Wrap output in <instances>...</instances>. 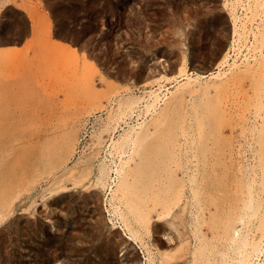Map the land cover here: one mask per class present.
Listing matches in <instances>:
<instances>
[{"label": "bare ground", "instance_id": "1", "mask_svg": "<svg viewBox=\"0 0 264 264\" xmlns=\"http://www.w3.org/2000/svg\"><path fill=\"white\" fill-rule=\"evenodd\" d=\"M71 1L72 0H70V2ZM113 1H111V2H113ZM106 3H108V2H106ZM52 4H55L53 2V0H0V19L6 18V20H7L6 22H3V19H2V23L0 24V29L3 28L4 26H7L6 37L1 36V38H0V223H4L5 221L11 219L12 216L14 215L15 211L18 208L27 211V216H28L27 220L30 222L32 220L30 216L32 214H34V211H35V210H33V205L37 201H36V199L31 198L32 201L30 203L29 201H26V200L28 197H30V195H32L34 193V190H36V189L39 190V192H41L42 199L44 200L43 202H47V200H49L50 198H53L52 199L53 202L54 201L60 202V201L64 200L65 198L68 199L69 195H71V194H76V195L78 194L77 195L79 198L78 201H81L82 203H87V202H89L88 200L90 197H92L94 195L97 196V194H95V193L100 191V188H103V189L109 188V190H111V192H110V197H109L110 199L108 198V200L110 201L109 203L112 207V209L110 211L112 212L113 216L118 218L120 221L122 220L123 223L127 225V228L130 230V236H127L129 240H133L134 238L136 240H138L139 236L143 233H146L149 236H153V238H154L155 234L167 231L168 227L166 228L164 226H166V224L169 225L170 232L167 231L168 233L165 232V234L164 233L163 234L166 236L168 235L167 238H169L170 241L175 240L176 241L174 244L175 246H173V244L171 242L168 243V240L166 242L165 239H163L162 237L156 236L154 238V242L152 245L155 246V249H156L155 251H157V252L155 254L153 252L152 253L149 252L150 254H149L148 258L150 259V261L153 258L150 255L153 254V255L158 257V262H157V260H154L155 257L153 258V260L159 264H186L187 262H189L190 264H264V194L258 192V187L262 188L261 186L264 185V181L258 177L259 172H257V170L263 168V173L260 172V174L262 175L261 178L264 177V48H263L264 47V22H263V19H264V15H263L264 14V0H221L222 7L225 9L227 16L225 14L224 15L228 19L225 21L224 19H222L220 17V15H218L219 17H214L215 12L213 13V16L210 17L211 25L215 27V29L218 32V35L212 36V37L209 35L212 38V40L207 39V40H210V42L208 43V46H206V48L208 47L207 49L209 50V53H211L213 55L219 54L218 52H220V50H222V53H220L221 55L219 54L220 56H217L218 60H216L217 62L215 64V66L211 67V69L206 70L207 65L205 64L206 68H204V69L199 68V70L195 69V70H192L191 72H189V70L187 69V66L181 65L180 67H177L176 70H174V69L171 70L170 73L169 72H167V73L160 72L159 76H153V75L148 76L147 75L148 77L145 78L146 77L145 76L144 77L145 79L143 78L144 80L141 78L142 77L141 76L140 78L143 80V84H142V82H140V83L144 86L147 83H149V85H150V82H157L159 84L158 88L149 90L147 95H145V97H143L144 95L143 96L140 95V96H142V99H144V102H145L144 103L145 108L144 109L142 108L143 112L142 111L141 112L144 114V116L146 118H144V120H142V122H138L136 124H133L134 122L132 123V121L130 123V121H129V123H128L129 127L124 128L123 132L120 131L121 133H119L118 137H115V136L113 138L111 137L112 141H111V143L109 142L110 144H109L108 148L103 147V144L100 142L99 144H101L103 147L101 149L102 152H103V150L106 151L105 156H101L98 159H97L96 155H99V154H96L93 156H91L92 154H90L89 156L82 157V154L84 153L82 151V153L80 152L82 159H81V157L79 158L77 156L78 154L75 153V151L72 152V150H74V148L73 149L71 148V144L74 141L75 136H77V134L72 130H68V128L64 130L63 129L64 127H62L61 125L57 126V125L53 124V122L58 121L59 118H60V120H62L65 117L62 120L63 125H65L64 120L66 119V121H67L68 118H66V117H68V116H64L63 118H61L63 115L61 113V117H59V118L54 116L55 118H57L55 121L54 120L51 121V119L48 118V119H50L48 121H51L50 123H52V124H50V123L48 124V121L45 119L47 121V123L45 122L46 126L42 127L43 125L42 126L39 125V127L42 130L38 129L39 130L38 132H40V133L38 134V136H35V137L32 136L29 140V143L32 144L31 142L36 141L35 144H39L40 146H42V145L45 146L44 143L48 141V143L50 144V147H52V146L53 147L52 148L49 147L50 150L44 152L45 156L43 154L42 155L38 154L37 158L33 159V163L31 164L32 167H30V171H29L28 170L29 167H27L28 164L27 165L24 164L27 162L25 161L23 163V157H24L23 155H25L26 153H23L24 151L21 153L20 149H18L19 152L16 151L17 150L16 148H19L17 146H19L20 143H18L16 146L14 145L15 144L14 142H16L15 140H17V138L13 137L12 133H13V131H15L17 129H20L21 131H23L24 128H26L27 126L32 127V125H27V123L29 124V122L31 121L32 117H30L29 122L25 120L27 123L22 122L21 118H19L18 116H17L18 117L17 119H20V121H16V120L11 121V119H13L11 115L14 116V114L12 112H14L16 110L14 108L18 107V106L17 107L12 106L14 104L13 100H15L17 98V97L14 98L15 96L13 95V93H14L15 89H16V91L19 90V88H17L18 87L17 85H19V84L21 85L23 83L20 90L23 93L27 94L28 92H30L34 88L33 86H35L34 84L36 82L37 83L38 82L40 83L41 81L44 82V80L39 78L42 74L40 76H38L39 75L38 71L41 72L43 70L40 66L43 67V65H41V64H43L44 61L42 63H41V61L45 60L44 57H48V56H46L47 54H44L42 52L48 51L49 58H50V56L55 57L54 59L50 58L54 62L57 60L61 61L62 59L67 60L68 58H71L72 60H74L76 62V63H73L74 61L71 62L72 64H75L74 67H72V65H71V67H72L71 71L73 73L75 71L74 68L78 67V66L81 69V72H82L81 73V77H82L81 79H83L82 83L80 82V79H77L76 82H78V80H79L80 85L84 84L85 90L87 89L89 91L90 95H89V93H87L88 91L83 90L87 94V96L89 95V97H88L89 102H91L92 104H96L100 100L99 97L103 94V93L101 94V91H99V89H102L103 87L97 89V91H99V94H101L99 96L97 94L98 92L95 90L94 84H92V82H95V81L92 80L91 77L93 78V76L95 75V72L97 71L96 70L97 68L94 69L95 66L94 67L92 65L90 66V64L92 62L89 63L90 61H88L89 59L87 58L86 54L84 57L83 56L81 57V58H83V60L81 59L82 60L81 61L79 59L78 54H76L72 48H71L72 50L70 49V47H72L71 45L69 47L64 45V47L61 48L56 42L58 40L56 39L54 41V39L56 37L53 38L54 37L53 25L55 28H56V26H55V24H53V22H55V21L51 22V18L49 17L47 12H45V10L44 11L42 10V7L44 8V6H46V5L48 7H52ZM93 4L94 3H92V5ZM101 4H103V3H101ZM115 4H116V2H115ZM117 5H118V3H117ZM62 8H59V11H61L60 14H67V13H64V10ZM91 8H93V6ZM91 8H89V10ZM103 8L104 7L102 6V9ZM110 8H112V7H110ZM240 8H243L242 14H240ZM203 9L205 10L206 8H203ZM211 10L214 11L215 9H211ZM114 11H112V12H114ZM205 11H207V9ZM78 13H79V11H78ZM107 13H109V12H107ZM207 13H208V11H207ZM210 13H211V11H210ZM220 14H222V13H220ZM85 15H87V13H85ZM115 15H116V13H115ZM207 15H209V14H207ZM258 16L263 17L262 19L260 18L261 21H259ZM117 17L119 19V16H116V18ZM57 18H58V16H57ZM59 18H61V17H59ZM78 18H80V17H78ZM112 18H114V16ZM102 19L103 18H101V20ZM78 20H80V19H78ZM228 21H229V24H226V22L228 23ZM255 21H259V24L255 25L254 24ZM116 22H117V20L115 21V23ZM199 23H200V21H199ZM59 24L61 25L62 23H59ZM202 24H201V27H203ZM64 25H65V23H64ZM86 25H88V23L85 24V26ZM207 25H209V24H207ZM114 26H115V24H114ZM57 27H59V28L55 32V36H58V37L62 36V35H64L63 33H65L67 31L66 29H64L61 26L57 25ZM110 27H111V25L109 26V28ZM188 28H190V27L188 26ZM111 29H113V28H111ZM199 29H200V27H199ZM195 30H194V32H195ZM200 30L206 32V29L205 30L200 29ZM118 31H117V33H119ZM113 32H114V30H113ZM189 32H191V29ZM228 32H229V34H228ZM85 33H86V31H85ZM88 33L89 32H87V35H88ZM93 33H95V32H93ZM192 34H193V31H192ZM196 34H197V32H196ZM227 34L228 35L231 34V39L229 40V45L226 46L224 49H222L223 45H225L224 44L225 43L224 38H225V40H226V38L229 39V36ZM250 34L251 35L253 34V36H254L253 41H251V40L248 41V36ZM67 36H68V34L66 35V37ZM197 37H199V36L197 35ZM83 38H85V37H83ZM194 38H195V36H194ZM109 39H110V37H109ZM109 39H108V41H109ZM199 39H201V37H199ZM61 40H59V42H61V44L63 46V41H61ZM189 40H187V41L189 42ZM23 41H27V43H28L27 47L24 46L25 48L17 49L20 46H15L12 48H4V46L8 43H10V44L11 43H13V44L19 43L16 45H22L21 42H23ZM102 41H103V39H102ZM112 41H111V43H112ZM86 42L88 44V41H86ZM250 43L252 45H250ZM65 44H67L66 41H65ZM68 44H69V42H68ZM72 44H73V42H72ZM96 44L97 43H95V45ZM182 44H183V42H182ZM195 45H196V43H195ZM226 45H227V43H226ZM245 46L247 47L246 50H248V51L244 53L242 50V47H245ZM104 47H106V46H104ZM108 47H109V45H108ZM83 48H85V47H83ZM104 50H106V49H104ZM232 50L235 51L234 52L235 54L231 53ZM197 51L199 53V50H197ZM101 52H102V49H101ZM200 52H203V51H200ZM84 53L85 52H83V54ZM99 53H100V51H99ZM41 54H44L45 56L42 58ZM57 54L59 56H63L64 58L61 59L59 57V59H58ZM73 54L75 55V57H72ZM83 54H81V55H83ZM129 54H131L130 57H132V52ZM194 54H196V53H194ZM106 55H104V56H106ZM206 55H208V54H206ZM40 56H41V58H40ZM66 56L68 57L67 59H65ZM201 58H202V56H201ZM211 58H213V57L211 56ZM214 59H216V58H214ZM63 60L60 62V65H62V63L64 65L70 64V63L67 64L69 60L67 62H65ZM117 61H118V59H117ZM132 61H134V60H132ZM180 62H182V61H180ZM114 63H115V65H118V64H116V62H114ZM195 63H197V62H195ZM109 64H108V66H109ZM46 65H45V68H46ZM124 65L125 64H123L122 67H124ZM197 65H198V63H197ZM192 66H193V64H192ZM64 67L66 68V66H64ZM138 67H139V65H138ZM195 67H197V66H195ZM127 68H129V67H126V69ZM131 68L134 71V68L133 67H131ZM55 69H57V68H55ZM92 69L95 70L94 73H92L93 72ZM116 70H118V69H116ZM140 70H141V68H140ZM150 70H148V72H151ZM123 71L124 70H122V72ZM160 71H162V70H160ZM75 72L73 73V74H75L74 77L75 76L77 77L78 73H75ZM120 72H121V70H120ZM43 73H44V71H43ZM91 73H92V76H91ZM109 73H112V72H109ZM115 73H114V75H115ZM65 74H66V72L64 74L62 73V76H64ZM101 74H102V72H101ZM127 74H128L127 72H126V74L124 73L125 77H127V78H129V76L131 77V74L129 76H127ZM108 75H110V74H108ZM120 75L123 76V74H120ZM138 75H136V76H138ZM42 76L44 77V75H42ZM67 76H68V74H67ZM67 76L65 75L64 78H66L68 80V78H70L71 75L68 76V78H67ZM95 76H94V79H95ZM180 76H183V79L184 80L186 79V81L184 83H179V85L176 84L174 90L168 86L162 85V83H161V81H162L161 79H163V78L164 79L165 78H168V79L173 78L174 80L179 81L178 79ZM72 77H71V80H69V82L70 81L74 82L76 77L75 78L73 77L74 80L72 79ZM78 77H80V76H78ZM100 77H101V75H100ZM115 77H116V75H115ZM27 78H29V79H27ZM23 79L26 80L27 83H29V82L32 83V81H34V83H32L31 90H28V88H29L28 86H26L27 88L24 86L27 83L25 84ZM40 79H41V81H39ZM66 79H64V80L66 81ZM133 79L136 80L135 78H133ZM180 79H181V77H180ZM30 80H32V81H30ZM101 80H104V78ZM107 80H104L106 82L102 81V83H100V84H105V83L107 84ZM130 81H133V80L130 79ZM244 81H248V83L250 84V87H247V88L245 87V90H244L245 96L248 99V101L245 99L244 100L247 101L248 103L253 101V106L255 105V109H256V111H255L256 115H254V117H252V118H254L253 120L250 117H247L248 114L245 115V112L242 113V111H240L239 115H237V116H240L239 117V119L241 118L240 121L245 119L244 123H243V121L241 122L243 124L239 123V125H241L242 128H241V132H240V129L238 131L242 134V136L245 135L246 137L245 136L241 137L239 135L241 137V139H238L240 144H237L238 145L237 151L233 152V151H230L231 148L229 149L228 145L232 146V144L234 143V142L232 143V139H233L232 137H236L237 134L235 135L234 133H232L231 136H229V134H226L227 132H225L226 130H224V129L226 126L230 125V126H232V130H233V128L236 124V121L234 120V116H233V119H231L232 116L229 117V115H228V114L232 113V110L230 108L234 104H232V105H229L228 103L226 104L225 99H230L231 91L233 90V89L232 90L230 89L231 86H233L237 83H241V82L243 83ZM69 82L67 81L66 83H68L69 85L70 84H72V85H71V87H68L69 85L67 84L68 90L71 89L73 91V89H75L73 86L74 84L69 83ZM109 82H108V84H109ZM37 83H36V85H37ZM41 84L42 83H40L39 85H41ZM75 84L79 85V83H75ZM112 84H114V82H112L111 85ZM115 84H116V82H115ZM39 85H37V86H39ZM44 85L45 84L43 83V85H41V86L43 88H45ZM126 85H122L121 87L126 86ZM170 85H171V83H170ZM41 86H39L37 88L35 86L36 89L39 88L37 90V92L40 89L41 90L43 89V88H40ZM108 86H110V85H108ZM23 87H25L27 90H25V89L22 90ZM81 87H82V85H81ZM112 87L113 86H111V88ZM127 87H128V85H127ZM136 87H138V86H136ZM163 87H167V88L163 90ZM115 88L117 89L116 85H115ZM139 88H141V87H139ZM36 89H35V91H36ZM79 89H81V88H79ZM79 89L78 90L75 89V91H77V96L79 93L78 92ZM252 89L254 91V94H256V97L254 100H252V97H251L252 95L250 93H248ZM68 90L66 91V93L67 92L71 93V91L70 90L68 91ZM104 90L105 89L103 88L102 92ZM106 90H108V89H106ZM113 90H115V89H113ZM117 90L120 91V88ZM117 90L115 92H117ZM33 91H34V89L32 90V92ZM43 91H44V89H43ZM43 91L38 92L37 95H39L41 93L43 95V97H45L44 96L45 91L44 92ZM75 91H73V93ZM132 91L133 90L131 89V93H132ZM22 92H19V93L22 94ZM84 92H83V95H84ZM115 92H114V94H115ZM187 92L191 93V95L193 93L199 92L198 94H200L201 96H198V98L199 97L202 98L201 100H203L204 98L206 99L207 96H211L212 94H214V92H215V94L221 93V95L224 96V98L222 96H219L217 98V100H218L217 105H215V103H211L210 101H208V102H210V104H207V105H213L214 104V107L211 110L208 108L205 112L203 110V108H204L203 103L198 99V102H199V103L197 102L198 104L192 105L193 107L190 105L192 107L191 109H193V111H191V109L186 110V107H185L186 106L185 104H187L186 98L187 97L189 98V96L186 95ZM240 92L243 93V90H241ZM16 93H14V94H16ZM19 93L17 95H19ZM73 93H71V94H73ZM109 93H111V92H109ZM124 93L125 92H123V94ZM25 94H22L23 99H24ZM35 94H36V92L32 93L33 96ZM86 94L84 96H86ZM132 94L129 95L128 97L127 96L121 97V100L119 102L120 103L119 107H118V105L117 106L115 105L116 107H118V111L116 113L111 112V114L109 115V121L106 123H103V125L104 124H106V125H105V127L102 126L103 129L99 133L100 135L104 131L106 132V131H109L110 129H116L117 128L116 125H112L113 119L116 118V120H118L117 117L120 118V116L122 117L125 115H126V117H127V115L132 117V115L135 114L134 112L138 109L137 104H138V102H140V101H138V99L139 100H141V99H140V97L138 98L137 96H135L136 95L135 92L133 95ZM32 95H30V96H32ZM106 95H108V94H106ZM195 95H194V97H196ZM236 95H237V93H236ZM236 95H234V98L231 95L232 99H235ZM238 95H241V94L239 93ZM21 96H19V97H21ZM27 96L29 98V95H27ZM71 96H68V98L67 97L66 98L67 99L78 98V97H74V96L71 97ZM36 97L37 96L35 95L34 98H36ZM242 97L243 96L241 95L237 99H241ZM21 98H20V101H23V100H21ZM34 98H33L32 103H36L35 102L36 99L34 101ZM79 98H81V97L79 96ZM29 99L31 101L32 97H30ZM38 99H39V97L37 98V104H38ZM67 99H66V101H67ZM103 99H106V98L104 97ZM111 99L109 98V101ZM232 99H231V102H232ZM17 100H19V99H17ZM62 100H64V99H62ZM41 101L42 100L40 99L39 102H41ZM203 101H205V100H203ZM235 101H234V103H236ZM214 102H216V101H214ZM18 103H20V102L17 101L15 104H18ZM23 103H20V106L24 105ZM32 103L30 102L29 104H31V106H32ZM100 103H101V101H100ZM100 103H98V104H100ZM103 103H104V101H103ZM192 103H194V102H192ZM204 103H206V101ZM239 104H241V103H239ZM36 105H35V107H36ZM110 105H111V102H110ZM244 105H245V103H244ZM29 106H26V107L28 108ZM234 106L238 107L239 105H237V103H236V105H234ZM12 107H13V110H12ZM32 107H33V109H32ZM32 107H29V108H31L33 111L34 106H32ZM116 107H114V108H116ZM141 107H140V109H141ZM199 107H201L202 108L201 110H203V111H200ZM23 108H25V107L21 106V108H19L20 110H17V111H20L21 114H23V110H22ZM29 108H28V110H29ZM38 108L39 107L35 108V110L41 111V110H39L40 108L39 109ZM101 108L102 107H100V109ZM188 108H190V107H188ZM31 109L29 111H31ZM234 109H235V107H234ZM246 109L250 110V109H248V107ZM28 110L26 112H28ZM42 110H43V108H42ZM46 110L50 111L48 109H46ZM51 110H52V108H51ZM252 110H254V109H252ZM47 111L46 112L44 111L45 114L49 113ZM60 111H62L61 107H60L59 112ZM183 111H185V112H183ZM52 112L55 113V111H53V110H52ZM52 112H51V115H52V119H53L54 117H53ZM141 112H140V114H141ZM192 112L193 113L196 112V115H195L196 117L194 118V120L196 119L195 122H197V123L194 125L195 126L197 125L198 128H201L202 134L200 132H198V128H196V127H195V129H197L196 131L198 132V134L199 133L200 134L198 135L197 133H194V131H192L194 126L191 122H187L189 125L192 124L190 127L187 126L186 124H184L186 120H188V121L190 120L189 118H190V116H192V114H193ZM237 112H238V110H237ZM237 112L232 113V114L234 115ZM25 113H24V115H25ZM31 113L32 112H30L29 114L32 115ZM34 113H35V115H37L36 112H34ZM37 113L40 114L41 112H37ZM149 113H150V115H149ZM19 114L20 113H17V115H19ZM21 114H20V116H22ZM140 114H139V116H141ZM151 114L153 116H151ZM175 114H179V116L181 115V117H180L181 119H179V121H175V117H176ZM252 114H253V112H252ZM24 115L22 117H24ZM38 115H37V118L40 117V115L39 116ZM174 115H175V117H174ZM227 115H228V117H227ZM43 116H44V114H43ZM134 116H136V115H134ZM139 116L137 115V117H139ZM149 116L151 118H149ZM186 116H188V118H186ZM44 117H47V115ZM48 117H51V116H49V114H48ZM192 117H194V115ZM34 118L35 117H33L32 120H35V122H36L37 119L36 118L34 119ZM95 118H98V117H95ZM25 119H26V117H25ZM27 119H28V117H27ZM134 119H135V117H134ZM142 119H143V116H142ZM41 120H42V118L40 119V122H41ZM70 120H74V119L70 118ZM123 120H124V118H123ZM223 120H224V122H222ZM62 121H60V122H62ZM103 121H104V118H103ZM168 122L170 124H172V126H173V124H175V126H173L174 127L173 132L170 131V129H171L170 126L167 130L168 132L163 131L164 127H165V130L167 129L166 126H167ZM192 122H194V121H192ZM32 123H33V121H32ZM92 123H94V121ZM35 124L38 125V123H35ZM68 124H71V122ZM31 127H30V129H31ZM73 127L74 126H72V129H73ZM78 127H76V128H78ZM82 127L84 128L85 126H82ZM102 127H100V128H102ZM120 127H122V126H120ZM83 128H82V130H83ZM100 128H99V130H100ZM175 128L176 129L178 128V129L175 130ZM74 129H75V127H74ZM26 130H28V128ZM90 130H92V129H90ZM21 131H20V133H21ZM81 131H80V133H81ZM199 131H200V129H199ZM249 131L252 133L248 134ZM87 132H89V131L87 130ZM229 133H230V131H229ZM17 134H19V133H17ZM22 134H24V133H22ZM209 134L213 135L212 136V138L214 137L213 140L210 137H209L210 139L207 138L209 136ZM14 135H16V134H14ZM19 135H17V136H19ZM30 135H32L31 132H30ZM30 135H28V136H30ZM33 135H35V134H33ZM25 136H26V134L24 135V137L23 136H21V137L25 138ZM94 136H95V134H94ZM106 136H108V135L106 134ZM104 137L105 136L103 135V138ZM203 138H205V139H203ZM53 139H55L54 145H52ZM220 140L222 141L223 144H225V145L227 144L226 147H225V145L223 146V144L221 146L225 147V148L228 147L229 151L224 150L225 148L222 149V147L218 148L215 146V142L220 141ZM241 140L247 141L245 143L246 144L248 143V145H249L248 148H251L255 153V155H253V157L250 158V155L245 154L246 150H248V149L246 147V144L245 143L243 144ZM22 141L25 142L24 140H21V142ZM92 143H94V142L92 141ZM235 143H237V142L235 141ZM21 144H23V143H21ZM73 144H72V146H74ZM81 145H83V144H81ZM94 145L95 144H93V146ZM97 145H95V146H97ZM11 146H13V149H14V151H16L15 152L16 154L20 153L21 156H23L20 158V159H22L21 160L22 162L17 161L18 164H16L15 161L13 160V158H11L12 157L10 155V154H12V152L10 153V150H12ZM87 146H90V145L87 144ZM232 147H234V146H232ZM31 148H33V146ZM43 148H46V146ZM92 148H95V147H92ZM24 149H25V145H24ZM35 149H36V147H35ZM98 149H99V147H98ZM82 150H84V148ZM32 151H29V153L32 154ZM89 151H91V150L89 149ZM93 152H96V151L93 150ZM75 154H77L76 156L78 157V160L75 161L71 165V161L73 162V158L75 157ZM18 156H20V155H18ZM15 157H17V156H15ZM18 159L19 158L17 157V160ZM96 162H98V163L96 164ZM17 165H18V167H17ZM29 165H30V163H29ZM28 172L30 175L29 176L30 181L27 180V178H28L27 173ZM35 172L36 173L40 172V173L38 175L36 174V177H35V176H33V174ZM44 173H46V176ZM104 190H103V192H105ZM103 197L104 196H102V197L98 196L97 198L101 199ZM75 199H76V196H75ZM100 199H99V201H100ZM52 200H50V201H52ZM97 201H96V203H97ZM51 203H49V204H51ZM61 204L64 205L63 202H61ZM68 204H69V202H68ZM79 204H77V206H79ZM90 204H87V205L89 206ZM93 204H91V205H93ZM52 205H53V203H52ZM83 206H85V205H83ZM62 207H60V208H62ZM83 208L84 207H82V209ZM93 208L95 209V207H93ZM93 208H91V209H93ZM63 209H65V208H63ZM101 209L103 210V208H101ZM261 209H263V211H261ZM86 211H88V210H86ZM96 211L97 210L95 209V212ZM155 211H156V214H153V213H155ZM99 212H100V210H99ZM35 214H38V213L35 212ZM218 216H220V218L217 219ZM252 216H254L253 217L254 219L259 217L257 219L258 224L256 225L257 226L256 229L258 230L257 233H256V230L253 229L254 224H253V221H251ZM32 217H34V216L32 215ZM24 218H26V217H24ZM34 218H37V217H34ZM154 218H157V219L154 220ZM21 219H22V217H21ZM13 221H15V217H14ZM33 222L31 221L32 224H34ZM43 222H41V224ZM38 229H40V228L38 227ZM94 230H95V232H96V230H98L100 232L99 229L95 228ZM209 230H211L210 233H208ZM0 232H2V231H0ZM47 232H48V230H47ZM95 232L93 231V233H95ZM192 232H193V235L195 236V238L192 237ZM111 233L113 234V232H111ZM123 233H124V231H123ZM0 234H2V233H0ZM89 234H88V236H90ZM116 234H118V233H116ZM94 235H96V234H94ZM119 235L121 236V233ZM120 236H119V238H120ZM123 236H122L123 239L121 241L117 242L116 240H113L112 242L116 241L114 244L111 243V241L108 243L106 241L107 244L106 245L104 244V245L107 247L108 250L112 249V248L115 249L116 247L118 249V247H120L122 245L123 241L124 242L128 241ZM144 236H145V234H144ZM107 237L105 239H107ZM56 238H57V236L50 235L47 237L46 242L51 241V240L56 239ZM66 238H67L66 240H68V237H66ZM116 238H118V237H116ZM146 238H148V237H146ZM0 239H3V238H0ZM194 239H195V241H194ZM145 242H144V244H145ZM170 243L172 246L170 245ZM124 244L125 243H123V245ZM129 245H131V243ZM39 246H40V244H39ZM142 246L144 247L145 245L142 244ZM146 246H148V244ZM53 247H55V246H53ZM168 247H170V248H168ZM171 247H173V248H171ZM114 249L111 250V252L114 251ZM122 249H123V247H122ZM118 250H120V249H118ZM30 251H32V250H30ZM104 252H106V251H103V253ZM108 252H110V251H108ZM116 252H118V251H116ZM5 253L6 252H4V254ZM10 253H12V252L10 251ZM52 253L55 254L54 252H52ZM57 253H58V251H57ZM44 254H46V253H44ZM136 254H138V253L134 252V255H136ZM9 255H7V256H9ZM111 255H114V254L111 253ZM59 256H60V254H59ZM105 256L104 257L101 256L102 261H106ZM128 257H131V256L129 255ZM128 257L126 256V258H128ZM135 257L137 259L139 256L138 257L135 256ZM119 260H117V261H119ZM124 261L120 260V263L116 262L114 264H122L121 262H124ZM150 261H149V263H151ZM130 263L131 262H129V264ZM136 263L140 264L138 262V259H137V262H135V260L132 262V264H136ZM109 264H113V263L110 262Z\"/></svg>", "mask_w": 264, "mask_h": 264}, {"label": "rangeland", "instance_id": "2", "mask_svg": "<svg viewBox=\"0 0 264 264\" xmlns=\"http://www.w3.org/2000/svg\"><path fill=\"white\" fill-rule=\"evenodd\" d=\"M59 1V2H58ZM74 0H72L71 2H70V0H53V2L55 3V4H52V7H48L47 5L46 6H44V8L42 7V10L44 11L45 10V12H47V14L49 15V17L51 18V22H53V21H55V22H53V24H55V26H56V28L54 27V25H53V33H54V37L53 38H55L54 39V41L57 39L58 41H56L57 42V44L61 47V48H63L64 47V45L65 46H67V47H69L70 45L72 46V47H70V49L72 48L73 49V51L76 53V54H78V56H79V59L81 60H83V58H81L82 56L84 57L85 56V54H86V56H87V58L89 59L88 61H90L89 63H91L90 64V66L92 65L93 67L95 66V68L94 69H96L97 71L95 72V70L94 69H92L93 70V72L92 73H94L95 72V79H94V76H93V78L91 77V79L92 80H94L95 82H92V84H94V86H95V90L97 91V89H99V88H104L105 90V92L103 91L102 92V90H103V88L102 89H99V91H101V94H99V91H97L98 93V95L100 96L99 97V101L96 103V104H92L91 102H89V100H88V97H89V95H90V93H89V91L86 89L85 90V87H84V84H81L82 85V87H81V85H80V82L82 83V80L83 79H81L82 77H81V69L79 68V66L78 67H75L74 69H75V73H78V75H77V77L78 76H80V77H74V75L75 74H73L72 73V67H74L75 66V64H72L71 62L72 61H74V60H72L71 58H68L67 56H66V58L65 59H67V60H63L62 58H64L63 56H59L58 54V59H59V57L63 60V61H65V62H67L68 60V63L67 64H69V65H64L63 63H62V65H60V62L62 61L61 59V61H59V60H57V61H52L50 58H55L54 56H50V58H49V55H48V51H46V52H42V53H44V54H47L46 56H48V57H44L45 55L44 54H41V56H42V58L44 57V59L45 60H42L41 61V63L44 61V63L43 64H41V65H43V67L42 66H40L43 70L40 72V71H38V76H40L41 74L42 75H44V77L41 75L39 78H41L42 80H44V82L43 81H41V79L39 80V81H41L40 83H42L41 85H43V83L45 84L44 86H45V88H43L41 85H39L37 82V85H39V86H41L40 88H43L44 89V91H45V93H44V96L45 97H43V95L41 94H39V95H37L38 94V92H41V91H43V89L41 90H39L38 92H37V90L39 89H36L37 87H39V86H37L36 85V83L34 84L35 86H36V88H35V86H33L34 88V91L32 92V90H31V87H32V83H34V81H32V80H30V81H32V83L31 82H29V83H27V81L26 80H24L23 79V81H24V83L26 84V85H24L25 87L26 86H28L29 88H28V90H31L30 92H28L27 94H25V93H23L21 90H20V88H21V86L23 85V83L20 85H17L18 87L17 88H19V90H17L16 91V89H15V91L17 92H15L14 91V93H16V94H14L13 93V95L15 96L14 98H16L15 100H13L14 102V104L18 101V102H20V103H23L24 105H21L22 107H25V108H23L22 110H23V114H21V112L20 111H17V110H20L19 108H21V106H20V103H18V104H13L12 106H18L17 108H14V109H16L14 112H12L13 114H14V116L13 115H11L12 116V118L13 119H11V121L13 120V121H20V119H17L18 117L19 118H21V121L22 122H26V121H30V117H32V119H33V117H35L36 119H37V121L35 122V120H32L31 119V121L29 122V124L27 123V125H32V127L31 126H27L26 128H24V130L23 131H21L20 129H17V130H15V131H13V133H12V135H13V137H16L17 138V140H15L16 142H14L15 144V146L18 144V143H20L19 144V146H17V147H19V148H16L17 150L16 151H18L19 152V150L18 149H20V151H21V153L23 152V153H26L25 155H23V156H21V154L20 153H15L16 151H14V149H13V146H11V149L13 150H10V153L12 152V154H10L12 157L11 158H13V160L15 161V163L16 164H18V162L19 161H21L22 159H20L21 157H23V163L26 161L27 163H24V164H28L29 165V163H30V165L28 166L27 165V167H29L28 168V170L30 171V167H32V163H33V159H35V158H37V155L39 154V155H44V152H46V151H49L50 149H49V147H50V144L48 143V141L47 142H45L44 143V145L46 146V148H43V147H45V146H40L39 144H35L36 143V141L35 142H31L32 144H30L29 143V140H30V138L32 137V136H38V134L40 133V132H38L39 130H42L40 127H39V125L40 126H42V127H44V126H46V124H45V122L47 123V121L48 120H50L51 119V121H55L57 118H59V117H61V113L63 114L62 115V117L61 118H63L64 116H68V117H66V118H68L67 119V121H66V119L64 120L65 122H64V124L65 125H63V119L65 118H63L62 120H60V118H59V120L60 121H62V122H60L59 120L58 121H56V122H53V124H55V125H57V126H62V127H64L63 129L65 130V129H67L68 128V130H72V131H74L76 134H77V136H75V139H74V141L72 142V144L74 145V146H72V144H71V148L73 149L74 148V150H72V152H74L75 151V153H77V154H75V157L73 158V162L71 161V165L75 162V161H77L78 160V157L80 158L81 157V155H80V152L82 153V151L84 152L83 154H82V157H84V156H89L90 154H92L91 156H93V155H96V154H99V155H96L97 156V159L98 158H100L101 156H105V154H106V151L105 150H103V152H102V148L103 147H105V148H108V146H109V144L111 143V139L115 136V137H118V135H119V133H121V132H123V129L124 128H128L129 127V125H128V123H129V121H130V123H131V121H132V123L133 124H136V123H138V122H142V120H144V118H146L145 116H144V114L142 113L143 111V109L145 108V106H144V99H142V96L143 97H145V95H147V93H148V91L149 90H151V89H155V88H158L159 86V84L157 83V82H150V85H149V83H147L145 86L144 85H142L143 84V80L145 79V78H147L148 76H159L160 75V72H164V73H167V72H171V70H176L177 69V67H180L181 65H183V66H187V69L189 70V72H191L192 70H199V68H201V69H204V68H206V65H207V68H206V70L208 69H211V67H214L215 66V64H216V60H218L217 59V56H220L221 54L220 53H222V50H220V52H218L219 54H211V53H209V50L206 48V46H208V43L210 42V40H212V36H216V35H218V32H217V30L215 29V27L214 26H212L211 25V19H210V17H212L213 16V13H214V17H219L218 15H220V17L222 18V19H224L225 21L228 19L226 16H227V14H226V11H225V9L222 7V4H221V0H75L74 2H73ZM87 1V2H86ZM111 1H113V2H111ZM121 1V2H120ZM62 2V3H61ZM64 2V3H63ZM70 2V3H69ZM106 2H108V3H106ZM115 2H116V4H115ZM92 3H94L93 5H92ZM98 3V4H97ZM100 3V4H99ZM101 3H103V4H101ZM117 3H118V5H117ZM58 4V5H57ZM87 4V5H86ZM110 4V5H109ZM112 4V5H111ZM86 5V6H85ZM91 5V6H90ZM99 5V6H98ZM101 5V6H100ZM108 5V6H107ZM116 5V6H115ZM123 7H122V6ZM125 5V6H124ZM60 6V7H59ZM64 6V7H63ZM93 6V8H91ZM102 6L104 7L103 9H102ZM112 7V8H110V7ZM55 7V8H54ZM63 7V8H62ZM102 9H100V8ZM109 7V8H108ZM114 7V8H113ZM59 8H62L63 10H64V13H67V14H60V12L61 11H59ZM89 8H91L90 10H89ZM97 8V9H96ZM202 8V9H201ZM203 8H206L207 9V11H208V13H207V11H205ZM209 8V9H208ZM55 9V10H54ZM95 9V10H94ZM111 9V10H110ZM118 9V10H117ZM201 9V10H200ZM211 9H215L214 11H212ZM220 9V10H219ZM47 10V11H46ZM49 10V11H48ZM94 10V11H93ZM109 10V11H108ZM116 12H115V11ZM199 10V11H198ZM211 11V13H210V11ZM224 10V11H223ZM78 11H79V13H78ZM81 11V12H80ZM91 11V12H90ZM112 11H114V12H112ZM201 11V12H200ZM218 11V12H217ZM243 8H240V14H242L243 12ZM53 12V13H52ZM94 12V13H93ZM97 12V13H96ZM100 12V13H99ZM107 12H109V13H107ZM217 12V13H216ZM222 13V14H220V13ZM225 12V13H224ZM59 13V14H58ZM85 13H87V15H85ZM93 13V14H92ZM102 13V14H101ZM115 13H116V15H115ZM219 13V14H218ZM99 14V15H98ZM120 14V15H119ZM207 14H209V15H207ZM226 16H225V15ZM54 15V16H53ZM84 15V16H83ZM106 15V16H105ZM217 15V16H216ZM222 15V16H221ZM264 15V14H263ZM57 16H58V18H57ZM114 16V18H112ZM116 16H119V19H118V17L116 18ZM207 16V17H206ZM55 17V18H54ZM59 17H61V18H59ZM78 17H80V18H78ZM82 17V18H81ZM91 17V18H90ZM103 18L102 20H101V18ZM108 17V18H107ZM88 18V19H87ZM98 18V19H97ZM116 18V19H115ZM258 18H259V21H261V19L263 18V17H261V16H258ZM261 18V19H260ZM2 19H3V22H6L7 20H6V18H1L0 19V24L2 23ZM68 19V20H67ZM71 19V20H70ZM77 19V20H76ZM78 19H80V20H78ZM95 19V20H94ZM97 19V20H96ZM100 19V20H99ZM117 20V22L115 23V21ZM191 20V21H190ZM58 21V22H57ZM71 21V22H70ZM97 21V22H96ZM101 21V22H100ZM108 23H107V22ZM114 21V22H113ZM190 21V22H189ZM199 21H200V23H199ZM259 21H255L254 22V24L256 25V24H259ZM70 22V23H69ZM76 22V23H75ZM93 22V23H92ZM100 22V23H99ZM105 22V23H104ZM119 22V23H118ZM206 22V23H205ZM209 22V23H208ZM263 22H264V19H263ZM59 23H62L61 25L59 24ZM64 23H65V25H64ZM72 23V24H71ZM88 23V25H86L85 26V24H87ZM99 23V24H98ZM104 23V24H103ZM118 23V24H117ZM203 23V24H202ZM92 24V25H91ZM114 24H115V26H114ZM201 24L203 25V27H201ZM207 24H209V25H207ZM226 24H229V21H228V23L226 22ZM57 25L58 26H61V27H63L64 29H66L65 31V33H63L64 35H62V36H55V32L58 30V28L59 27H57ZM73 25V26H72ZM90 25V26H89ZM111 25V27L109 28V26ZM199 25V26H198ZM206 25V26H205ZM68 26V27H67ZM78 26V27H77ZM84 26V27H83ZM88 26V27H87ZM188 26L190 27V28H188ZM253 26V25H252ZM66 27V28H65ZM73 27V28H72ZM92 27V28H91ZM196 27V28H195ZM199 27H200V29H206V32L205 31H202V30H200L199 29ZM208 27V28H207ZM212 27V28H211ZM229 27V26H228ZM88 28V29H87ZM98 28V29H97ZM111 28H113V29H111ZM117 28V29H116ZM214 28V29H213ZM190 29H191V32H189L190 31ZM197 31H196V30ZM210 29V30H209ZM88 30V31H87ZM103 30V31H102ZM113 30H114V32H113ZM119 32V33H117V31ZM194 30H195V32H194ZM213 30V31H212ZM84 31V32H83ZM85 31H86V33H85ZM192 31H193V34H192ZM200 31V32H199ZM215 31V32H214ZM69 32V33H68ZM77 32V33H76ZM87 32H89L88 33V35H87ZM93 32H95V33H93ZM104 32V33H103ZM187 32V33H186ZM196 32H197V34H196ZM6 33H7V26H4L3 28H1L0 29V38H1V36L2 37H6ZM85 33V34H84ZM116 33V34H115ZM191 33V34H190ZM213 33V34H212ZM231 33V32H230ZM68 34V36L66 37V35ZM78 34V35H77ZM94 36H93V35ZM120 34V35H119ZM190 34V35H189ZM200 34V35H199ZM205 34V35H204ZM228 34H229V32H228ZM227 34V35H228ZM84 35V36H83ZM96 35V36H95ZM109 35V36H108ZM197 35L199 36V37H201V39H199V37H197ZM211 37H210V36ZM72 36V37H71ZM80 36V37H79ZM194 36H195V38H194ZM229 36V39L228 38H226V40H225V38H224V41H225V45H223V47H222V49H224L226 46H228L229 45V40L231 39V34L230 35H228ZM83 37H85V38H83ZM88 37V38H87ZM98 37V38H97ZM109 37H110V39H109ZM208 37V38H207ZM253 37V38H252ZM94 38V39H93ZM192 38V39H191ZM62 39V40H61ZM102 39H103V41H102ZM108 39H109V41H108ZM185 39V40H184ZM189 40V42L187 41V40ZM204 41H203V40ZM207 39H210V40H207ZM59 40H61V41H63V46H62V44H61V42H59ZM67 42V44H68V42H69V44L67 45V44H65V41ZM100 40V41H99ZM112 41V43H111V41ZM200 40V41H199ZM253 41L254 40V36H253V34L251 35H249L248 36V41ZM86 41H88V44H87V42ZM93 41V42H92ZM107 43H106V42ZM193 41V42H192ZM72 42H73V44H72ZM76 42V43H75ZM106 44H105V43ZM110 42V43H109ZM182 42H183V44H182ZM191 42V43H190ZM94 43V44H93ZM95 43H97L96 45H95ZM103 43V44H102ZM109 43V44H108ZM195 43H196V45H195ZM226 43H227V45H226ZM16 44H19V43H16ZM16 44H13V43H8V44H6L5 46H4V48H12V47H15V46H20V47H16L17 49H22V48H25V47H27V45H28V43H27V41H23V42H21V44L22 45H16ZM182 44V45H181ZM191 44V45H190ZM199 44V45H198ZM108 45H109V47H108ZM112 45V46H111ZM198 45V46H197ZM250 45H252L251 43H250ZM25 46V47H24ZM104 46H106V47H104ZM204 46V47H203ZM80 47V48H79ZM83 47H85V48H83ZM104 47V48H103ZM114 47V48H113ZM190 47V48H189ZM96 48V49H95ZM112 48V49H111ZM121 48V49H120ZM192 48V49H191ZM203 50H202V49ZM205 48V49H204ZM210 48V47H209ZM246 46L245 47H242V50H243V52L245 53V52H247L248 50H246ZM264 48V47H263ZM71 49V50H72ZM80 49V50H79ZM85 49V50H84ZM101 49H102V52H101ZM104 49H106V50H104ZM110 49V50H109ZM119 51H118V50ZM201 49V50H200ZM24 50V49H23ZM79 50V51H78ZM85 52L84 54H83V52ZM104 50V51H103ZM193 50V51H192ZM195 50V51H194ZM197 50H199V53H198V51ZM99 51H100V53H99ZM190 51V52H189ZM200 51H203V52H200ZM207 51V52H206ZM80 52V53H79ZM98 52V53H97ZM112 52V53H111ZM131 53L132 52V57H130L131 56V54H129V53ZM235 51H231V53H233V54H235L234 53ZM194 53H196V54H194ZM80 54V55H79ZM81 54H83V55H81ZM101 54V55H100ZM106 55V56H104V55ZM193 54V55H192ZM200 56H199V55ZM206 54H208V55H206ZM210 54V55H209ZM53 55V54H52ZM129 55V56H128ZM195 55V56H194ZM41 56H40V58H41ZM56 56V55H55ZM201 56H202V58H201ZM211 56L213 57V58H211ZM56 57V58H57ZM72 57H75V55L73 54L72 55ZM134 57V58H133ZM184 57V58H183ZM49 58V59H48ZM121 58V59H120ZM123 58V59H122ZM129 60H128V59ZM197 58V59H196ZM200 58V59H199ZM214 58H216V59H214ZM219 58V57H218ZM113 59V60H112ZM117 59H118V61H117ZM125 59V60H124ZM186 59V60H185ZM202 59V60H201ZM212 59V60H211ZM56 60V59H55ZM81 60V61H82ZM123 63V64H125L124 65V67H122L123 66V64L120 62V61ZM123 60V61H122ZM132 60H134V61H132ZM197 60V61H196ZM47 61V62H46ZM110 61V62H109ZM127 61V62H126ZM180 61H182V62H180ZM213 61V62H212ZM215 61V62H214ZM106 62V63H105ZM108 62V63H107ZM114 62H116V64H118V65H115V63ZM120 64H119V63ZM133 62V63H132ZM195 62H197L198 63V65H197V63H195ZM210 62V63H209ZM212 62V63H211ZM47 65H46V64ZM73 63H76L75 61L73 62ZM105 63V64H104ZM110 63V64H109ZM112 63V64H111ZM144 63V64H143ZM184 63V64H183ZM195 63V64H194ZM200 63V64H199ZM202 63V64H201ZM46 65V68H45V65ZM107 64V65H106ZM108 64H109V66H108ZM114 64V65H113ZM130 64V65H129ZM192 64H193V66H192ZM206 64V65H205ZM66 66V68L64 67V66ZM71 65H72V67H71ZM82 65V64H81ZM80 65V66H81ZM138 65H139V67L141 68V70H140V68L138 67ZM144 65V66H143ZM173 65V66H172ZM191 65V66H190ZM202 65V66H201ZM213 65V66H212ZM51 66V67H50ZM77 66V65H76ZM118 66V67H117ZM143 68H142V67ZM195 66H197V67H195ZM200 66V67H199ZM126 67H129V68H127L126 69ZM131 67H133L134 68V71L137 73H135L133 70H132V68ZM137 67V68H136ZM146 67V68H145ZM171 67V68H170ZM176 67V68H175ZM203 67V68H202ZM209 67V68H208ZM40 68V69H41ZM55 68H57V69H55ZM70 68V69H69ZM79 68V69H78ZM136 68V69H135ZM139 68V69H138ZM39 69V70H40ZM67 69V70H66ZM73 69V70H74ZM116 69H118V70H116ZM151 69V70H150ZM83 70V69H82ZM120 70H121V72H120ZM122 70H124L123 72H122ZM131 70V71H130ZM143 70V71H142ZM148 70H150L151 72H148ZM160 70H162V71H160ZM43 71H44V73H43ZM56 71V72H55ZM78 71V72H77ZM128 73L127 74V76H129L130 74H131V77L129 76V78L131 79V80H133V81H130V79L129 78H127V77H125V75H124V73L126 74V72ZM129 71V72H128ZM141 71V72H140ZM154 71V72H153ZM66 72V76H67V74H68V76H70V78H68V76H67V78H68V80L66 79V78H64V76H62V73L64 74ZM101 72H102V74H101ZM109 72H112V73H109ZM116 72V73H115ZM120 74H123V76L122 75H120ZM140 72V73H139ZM156 72V73H155ZM70 73V74H69ZM92 73H91V76H92ZM105 73V74H104ZM114 73H115V75H116V77H115V75H114ZM159 73V74H158ZM108 74H110V75H107ZM118 74V75H117ZM133 74V75H132ZM139 74V75H138ZM143 74V75H142ZM100 75H101V77H100ZM106 75V76H105ZM112 75V76H111ZM136 75H138V76H136ZM148 75V76H147ZM75 78V80L73 79V77ZM122 76V77H121ZM133 76V77H132ZM136 76V77H135ZM142 76V77H141ZM146 76V77H145ZM71 77H72V79L74 80V82L72 81H70L69 82V80H71ZM104 78V80H107V84L105 83V84H100V83H102V81H104V80H101V79H103ZM121 77V78H120ZM125 77V78H124ZM143 79L144 77V79L142 80L141 78ZM180 77H181V79H180ZM179 77V81H176V80H174L173 78H171V79H168V78H163V79H161L162 81H161V83H162V85H164V86H168V87H170L171 89H175V85L177 84V85H179V83H184L185 81H186V79L184 80L183 79V76H180ZM33 78V77H32ZM66 79V81L64 80V79ZM101 78V79H100ZM118 78V79H117ZM133 78H135L136 80H134ZM27 79H29V78H27ZM31 79V78H30ZM77 79H80V82H79V80H78V82H76L77 81ZM34 80V79H33ZM101 80V81H100ZM123 80V81H122ZM127 80V81H126ZM182 80V81H181ZM184 80V81H183ZM26 81V82H25ZM69 82V83H73L74 85V88L76 89V90H78L79 88H81V89H79V93H78V96H77V91H75V89H73V91H75L74 93H73V91L71 90V89H69L70 91H71V93H73V94H71V93H66V91L68 90V87H71V85L72 84H68V83H66V82ZM110 81V82H109ZM122 81V82H121ZM104 82H106V81H104ZM103 82V83H104ZM108 82H109V84H108ZM112 82H114V84H112L111 85V83ZM115 82H116V84H115ZM118 82V83H117ZM131 82V83H130ZM140 82H142V84L140 83ZM166 82V83H165ZM175 82V83H174ZM75 83H79V85H77V84H75ZM135 83V84H134ZM153 85H152V84ZM170 83H171V85H170ZM29 84V85H28ZM67 84L69 85L68 87H67ZM118 84V85H117ZM128 85V87H127V85ZM134 84V85H133ZM77 85V86H76ZM108 85H110V86H108ZM115 85L117 86V89H119L120 88V91H118L116 88H115ZM120 85V86H119ZM122 85H126V86H123V87H121ZM142 85V86H141ZM157 85V86H156ZM246 85V86H245ZM72 86V87H73ZM80 86V87H79ZM111 86H113L112 88H111ZM136 86H138V87H136ZM25 87H23V89L22 90H27ZM109 87V88H108ZM139 87H141V88H139ZM147 87V88H146ZM245 87L247 88V87H250V84L248 83V81H244L243 83L241 82V83H237V84H235V85H233V86H231L230 87V89L232 90L231 91V95L233 96V98H234V95H236V93H237V95L235 96V99H232V96L230 95V99H225L226 100V104L228 103L229 105H232V104H234V105H236V103H237V105H239L238 107H236V106H234V105H232V107L230 108L231 110H232V113H235V112H237V110H238V112L236 113V114H232V113H230V114H228L229 115V117L230 116H232L231 117V119H233V116H234V120L236 121V124H235V126H234V128H233V130H232V126H230V125H228V126H226L225 127V129L224 130H226L225 132H227L226 134H229V136H231V134L232 133H234L235 135H236V137H232L233 139H232V143L234 144H232V146H234V147H232L231 145H228V147H229V149H230V151H233V152H236L237 151V149H238V145L237 144H240V142H239V140L238 139H241V137H243V136H245V135H243L242 136V134L240 133L241 132V128H242V126L241 125H239V123L240 124H243L244 123V121H245V119L244 120H241L240 121V119H239V117L240 116H237V115H239V112L240 111H242V113H244L245 112V115H247V117H250L252 120L254 119V118H252V117H254V115H256L255 113V111H256V109H255V105L253 106V101L252 102H247L248 101V99L246 98V96H245ZM78 88V89H77ZM122 88V89H121ZM139 88V89H138ZM146 88V89H145ZM167 87H163V90L164 89H166ZM35 89H36V91H35ZM106 89H108V90H106ZM113 89H115V90H113ZM127 89V90H126ZM131 89L133 90L132 91V93L134 94V92H135V96H137L138 98L140 97V99L141 100H139L138 99V101H140V102H138V104H137V110L134 112L135 114H133L132 115V117H130L129 115H127V117H126V115L125 116H120V118H118L117 117V119L119 120H116V118L115 119H113L112 120V122H113V124L112 125H116L117 126V128L116 129H110L109 131H104V132H102L101 133V135L99 134L101 131H102V129H103V127H105V125L106 124H104L103 125V123H106V122H108L109 121V115L111 114V112L112 113H116L117 111H118V107H119V102H120V100H121V97L122 96H129V95H131L132 93H131ZM148 89V90H147ZM239 89V90H238ZM68 90V91H69ZM81 90V91H80ZM88 91L87 93H89V95L87 96V94L84 92V91ZM117 90V92H115ZM144 90V91H143ZM162 90V91H163ZM239 92H238V91ZM241 90H243V93L242 92H240ZM43 91V92H44ZM84 92V95L86 94V96H84L83 95V92ZM108 91V92H107ZM115 92V94H114V92ZM127 91V92H126ZM129 91V92H128ZM167 91V90H166ZM235 91V92H234ZM19 92H22V94H25L24 95V99H23V95L21 94V93H19ZM36 92V98H34V96L32 95V93H35ZM42 92V93H43ZM109 92H111V93H109ZM123 92H125L124 94H123ZM253 92V93H252ZM19 93V95H17ZM108 94V95H106V94ZM138 93V94H137ZM199 93V92H198ZM197 92L196 93H193L192 95H191V93H189V92H187L186 93V95L187 96H189V98L187 97L186 98V103L187 104H185L184 106L186 107V110H188V109H191L193 106L192 105H196V104H198L199 102H198V99L203 103V107L205 108H203V110H204V112L209 108L210 110L214 107V104L213 105H207V104H210V102L211 103H215V105H217V103H218V100H217V98L219 97V96H222L221 95V93H217V94H215V92H214V94H212L211 96H207L206 97V99L204 98L203 100H205L206 101V103H204L205 101H203V100H201L202 98H198V96H201L200 94H198ZM241 94L243 97L241 98V99H237V98H239V96H241V95H238V94ZM248 93H250L252 96V100H254L255 99V97H256V94H254V91H253V89L251 90V91H249ZM122 94V95H121ZM132 94V95H133ZM189 94V95H188ZM196 94V95H195ZM254 94V95H253ZM22 95V96H21ZM27 95H29V98L30 97H32V100L30 101V99L28 98V96ZM30 95H32V96H30ZM67 95V96H66ZM72 95V96H71ZM140 95H142V96H140ZM194 95L196 96V97H194ZM19 96H21V97H19ZM68 98V96H71V97H78V98H72V99H67L66 97ZM79 96L81 97V98H79ZM193 96V97H192ZM254 96V97H253ZM19 97V98H18ZM39 97V99H38V104H37V98ZM42 97V98H41ZM65 97V98H64ZM85 97V98H84ZM106 98V99H103V98ZM120 97V98H119ZM223 98H224V96H222ZM20 98H21V100H23V101H20ZM33 98H34V101H35V99H36V103H32L33 102ZM108 98V99H107ZM109 98L112 100H110L109 101ZM192 98V99H191ZM212 98V99H211ZM17 99H19V100H17ZM40 99L42 100L41 102H39L40 101ZM62 99H64V100H62ZM66 99H67V101H66ZM115 99V100H114ZM191 101H189V100ZM231 99H232V102H231ZM247 100V101H245V100ZM17 100V101H16ZM63 102H62V101ZM104 101V103H103V101ZM216 101V102H214V101ZM230 100V101H229ZM236 100V101H235ZM238 100V101H237ZM241 100V101H240ZM86 101V102H85ZM100 101H101V103H100ZM106 101V102H105ZM208 101H210V102H208ZM228 101V102H227ZM234 101L236 102V103H234ZM240 101V102H239ZM32 103V106H34V110L32 111V109H33V107L31 106V104H29V103ZM109 102V103H108ZM110 102H111V105H110ZM189 102V103H188ZM192 102H194V103H192ZM198 102V103H197ZM91 103V104H90ZM98 103H100V104H98ZM117 103V104H116ZM225 103V102H224ZM231 103V104H230ZM239 103H241V104H239ZM244 103H245V105H244ZM34 104V105H33ZM37 104V105H36ZM205 104V105H204ZM243 104V105H242ZM30 105V106H29ZM35 105H36V107H35ZM99 105V106H98ZM104 105V106H103ZM118 105V107H116V106ZM192 107H191V106ZM207 105V106H206ZM26 106H29V107H32V109L31 108H29V110L31 109V111H29L28 110V108L26 107ZM112 108H111V107ZM142 106V107H141ZM190 107V108H188V107ZM235 107V109H234V107ZM243 108H242V107ZM246 106V107H245ZM251 106V107H250ZM37 107H39L38 109L39 110H41V111H36L35 110V108H37ZM52 108V110L53 111H55V113H53L52 112V110H51V108ZM60 107H61V110L62 111H60L59 112V110H60ZM100 107H102L101 109H100ZM114 107H116V108H114ZM140 107H141V109H140ZM184 107V108H185ZM248 107V109H250V110H247L246 108ZM42 108H43V110H42ZM50 108V109H49ZM55 110H54V109ZM110 108V109H109ZM143 108V109H142ZM241 108V109H240ZM46 109H48V110H50V111H47ZM117 109V110H116ZM199 109H200V111H203V110H201L202 108L201 107H199ZM237 109V110H236ZM252 109H254V110H252ZM12 110H13V107H12ZM21 110V111H22ZM28 110V112H26ZM57 110V111H56ZM100 110V111H99ZM104 110V111H103ZM108 110V111H107ZM235 110V111H234ZM43 111V112H42ZM47 111V112H49L48 114H49V116H51V117H48V114L46 113L45 114V112ZM142 111V112H141ZM191 111H193V109H191ZM26 112V113H25ZM30 112H32L31 114L32 115H30L29 113ZM34 112H36V114L38 115L39 113H37V112H41L39 115H40V117L39 118H37V115H35V113ZM51 112L53 113V117L55 116V117H57V118H53L52 119V115H51ZM140 112H141V114H140ZM183 112H185V111H183ZM247 112V113H246ZM252 112H253V114H252ZM17 113H20L22 116L24 115V113H25V115H24V117H22V116H20V114L19 115H17ZM57 113V114H56ZM193 113V112H192ZM195 113V114H194ZM193 114H192V116L194 115V117H192V116H190V120L188 121V120H186L185 121V123L184 124H186L187 126H191L192 124H193V130L192 131H194V133H197L198 134V132H200L201 134H202V131H201V128H198V126L196 125H194V124H196L197 122H195L196 121V119L194 120V118L196 117L195 115H196V112H194ZM16 114V115H15ZM43 114H44V116H46L47 115V117H44L43 116ZM139 114L141 115V116H139ZM30 115V116H29ZM38 115V116H39ZM42 115V116H41ZM97 115V116H96ZM134 115H136V116H134ZM137 115L140 117H137ZM149 115H150V113H149ZM175 115H176V117H175ZM174 115V117H175V121H179V119H181L180 117H181V115L179 116V114H175ZM228 115H227V117H228ZM251 115V116H250ZM18 116V117H17ZM71 116V117H70ZM94 116V117H93ZM142 116H143V119H142ZM151 116H153L152 114H151ZM236 116V117H235ZM16 117V118H15ZM25 117H26V119H25ZM27 117H28V119H27ZM71 119H74V120H70V118ZM95 117H98V118H95ZM126 117V118H125ZM134 117H135V119H134ZM34 118V119H35ZM42 118V120H41V122H40V119ZM44 118V119H43ZM48 118H50V119H48ZM92 118V119H91ZM103 118H104V121H103ZM123 118H124V120H123ZM130 118V119H129ZM133 118V119H132ZM137 118V119H136ZM149 118H151L150 116H149ZM178 118V119H177ZM186 118H188V116H186ZM243 118V117H242ZM259 118V117H258ZM24 121H23V120ZM47 121H46V120ZM78 119V120H77ZM86 119V120H85ZM121 119V120H120ZM128 119V120H127ZM237 119V120H236ZM26 120V121H25ZM39 120V121H38ZM94 121V123H92L93 121ZM106 120V121H105ZM126 120V121H125ZM141 120V121H140ZM239 120V121H238ZM32 121H33V123H32ZM44 121V122H43ZM51 121H48V124L51 122ZM71 122V124H68V123H70ZM78 121V122H77ZM82 121V122H81ZM85 121V122H84ZM97 121V122H96ZM115 121V122H114ZM118 121V122H117ZM181 121V120H180ZM192 121H194V122H192ZM243 121V123H241ZM58 122V123H57ZM67 122V123H66ZM74 122V123H73ZM76 122V123H75ZM80 122V123H79ZM87 122V123H86ZM101 124H100V123ZM125 122V123H124ZM187 122H191L192 124H188ZM222 122H224V120L222 121ZM32 123V124H31ZM35 123H38V125L37 124H35ZM40 123V124H39ZM44 123V124H43ZM78 123V124H77ZM84 123V124H83ZM86 123V124H85ZM100 125H99V124ZM127 123V124H126ZM219 123V122H218ZM217 123V124H218ZM50 124H52V123H50ZM68 124V125H67ZM81 124V125H80ZM83 124V125H82ZM89 124V125H88ZM125 124V125H124ZM170 123L168 122L167 123V126H166V130H165V127L163 128L164 130V132H168L167 130H168V128H169V126H170V131L171 132H173V126H175V124H173V126H172V124H170ZM179 124V123H178ZM239 126H238V125ZM37 125V126H36ZM88 125V126H87ZM119 125V126H118ZM68 126V127H67ZM72 126H74L75 127V129H74V127H73V129H72ZM79 126V127H78ZM82 126H85L84 128L82 127ZM103 126V127H102ZM120 126H122V127H120ZM30 127H31V129H30ZM76 127H78V128H76ZM87 127V128H86ZM91 127V128H90ZM100 127H102V128H100ZM188 127V128H189ZM195 127L196 128H198V132L196 131L197 129H195ZM28 128V130H26ZM37 128V129H36ZM82 128H83V130H82ZM97 128V129H96ZM99 128H100V130H99ZM237 128V129H236ZM39 129V130H38ZM79 129V130H78ZM90 129H92V130H90ZM178 129V128H177ZM176 128H175V130H177ZM199 129H200V131H199ZM212 129V128H211ZM240 129V132L238 131ZM21 131V133H20V131ZM82 130V131H81ZM85 130V131H84ZM87 130L89 131V132H87ZM113 130V131H112ZM17 131V132H16ZM31 132V134L32 135H30V132ZM80 131H81V133H80ZM98 131V132H97ZM121 131V132H120ZM162 131V132H163ZM196 131V132H195ZM214 131V130H213ZM212 131V132H213ZM229 131H230V133H229ZM238 131V132H237ZM16 132V133H15ZM28 132V133H27ZM33 132V133H32ZM35 132V133H34ZM87 132V133H86ZM95 132V133H94ZM108 132V133H107ZM161 132V133H162ZM163 132V133H164ZM17 133H19V134H17ZM22 133H24V134H22ZM93 133V134H92ZM199 133V134H200ZM209 133V132H208ZM207 133V134H208ZM249 133H252V132H248V134ZM14 134H16V135H14ZM26 134V136H25V138H22L21 136H23L24 137V135ZM30 135V136H28V135ZM33 134H35V135H33ZM75 134V135H76ZM94 134H95V136H94ZM106 134L108 135V136H106ZM198 134V135H199ZM246 134V133H245ZM17 135H19V136H17ZM91 135V136H90ZM103 135L105 136L104 138H103ZM111 135V136H110ZM241 137H240V136ZM28 136V137H27ZM101 138H99V137ZM212 136L213 135H210L209 134V136L207 137V138H211L212 140H213V138H212ZM20 137V138H19ZM80 137V138H79ZM112 137V138H111ZM238 137V138H237ZM240 137V138H239ZM246 137V136H245ZM15 138V139H16ZM27 138V139H26ZM77 138V139H76ZM93 138V139H92ZM96 138V139H95ZM99 138V139H98ZM209 138V139H210ZM235 138V139H234ZM91 139V140H90ZM95 139V140H94ZM203 139H205V138H203ZM21 140H24L25 142H21ZM109 140V141H108ZM246 140V139H245ZM245 140H241L242 141V143L244 144L245 142H247V141H245ZM76 141V142H75ZM83 143H82V142ZM92 141L94 142V143H92ZM96 141V142H95ZM235 141L237 142V143H235ZM27 142V143H26ZM53 144L52 145H54V143H55V139H53ZM91 144H90V143ZM102 143L103 144V147H102V145L101 144H99V143ZM104 142V143H103ZM110 142V143H109ZM21 143H23V144H21ZM220 143V144H219ZM81 144H85L84 146L86 147H84L83 145H81ZM87 144L88 145H90V146H87ZM93 144H95V145H97V146H93ZM106 144V145H105ZM223 143H222V141L220 140V141H216L215 142V146L216 147H218V148H221ZM231 144V143H230ZM246 144V143H245ZM24 145H25V149H24ZM101 145V146H100ZM225 144H223V146H224ZM23 146V147H22ZM29 148H28V147ZM33 146V148H31ZM36 147V149H35V147ZM227 146V144L225 145V147ZM53 147V146H52ZM52 147H50V148H52ZM92 147H95V148H92ZM98 147H99V149H98ZM225 147H222V149L223 148H225ZM228 147L227 148H225L224 150H228L229 151V149H228ZM246 147H247V149L248 150H246V152H245V154H248V155H250V158L251 157H253V155H255V153H254V151L251 149V148H248L249 147V145H248V143L246 144ZM15 148V147H14ZM28 148V149H27ZM31 148V149H30ZM40 148V149H39ZM84 148V150H82ZM46 149V150H45ZM78 149V150H77ZM89 149L91 150V151H89ZM234 149V150H233ZM236 149V150H235ZM244 149V148H243ZM33 150V151H32ZM38 150V151H37ZM93 150L94 151H96V152H93ZM99 150V151H98ZM29 151H32V154H30L29 153ZM87 153H86V152ZM14 152V153H13ZM254 153V154H253ZM16 154V155H15ZM86 154V155H85ZM18 155H20V156H18ZM78 157H77V156ZM15 156H17L19 159L17 160V157H14ZM45 156V155H44ZM82 157H81V159H82ZM32 159V160H31ZM96 159V158H95ZM32 162H31V161ZM18 161V162H17ZM22 162V161H21ZM29 162V163H28ZM99 162V161H98ZM98 162H96V164L98 163ZM17 167H18V165H17ZM45 167V166H44ZM46 168V167H45ZM257 172H259V174H258V177L261 179V180H263L264 181V177L263 178H261V174H260V172L261 173H263V168L262 169H259V170H257ZM33 173V172H32ZM40 172H38V173H34L33 174V176H35L36 177V174L38 175ZM28 175H27V180L28 181H30L29 180V172L27 173ZM45 174V176H46V173H44ZM27 181V182H28ZM32 182V181H31ZM258 185V184H257ZM262 185V184H261ZM264 186V185H263ZM263 186H261L262 188H260V187H258V192L259 193H263L264 194V187ZM105 189V188H104ZM103 188H100V191H98L97 193H95V194H97V196H92V197H90L89 198V202H87V203H82L81 201H78V194L76 195V194H71V195H69V197H68V199L67 198H65L64 200H62V201H60V202H57V201H54L53 202V198H50L49 200H47V202H43L44 200L42 199V195H41V192H39V190H34V193L32 194V195H30V197H28L27 198V200L26 201H29L30 203H31V198L32 199H36V203L33 205V210H35L34 211V214H32L34 217H37V218H34V217H32V215L30 216L31 217V221L34 223V224H32L31 223V221L29 222L28 220H27V211L26 210H23V209H20V208H18L16 211H15V213H14V215L12 216V218L11 219H9V220H7V221H5L4 223H0V231H2V232H0V233H2V234H0V238H3V239H0V264H109L110 262H112L113 264L114 263H116V262H119L120 263V260L121 261H124V262H121L122 264L124 263V264H129V262H131L130 264H132V262L135 260V262H137V259H138V262L140 263V264H159V263H157L158 262V257L157 256H155V255H153V254H151L150 256H152L153 258H154V260H157V262H155L154 260H153V258H152V260L150 261V259L148 258L149 257V254L150 253H156L157 251H155L156 249H155V246L154 245H152L153 244V242H154V238L157 236V237H162L163 239H165V241L167 242V240H168V243L169 242H171L172 244H173V246H175L174 244H175V240L173 241V240H169V238H167L168 237V235L166 236V235H164L165 234V232H170V229H169V225L168 224H166V226H164V227H168V230L167 231H165V232H160V233H158V234H155L154 235V238H153V236H149L148 234H146V233H143V234H141L140 236H139V238H138V240H136L135 238L133 239V240H129L128 239V237L127 236H130V230L127 228V225L126 224H124L123 223V221L121 220H119L118 218H116L115 216H113V214H112V212L110 211L111 209H112V207H111V205H110V201L108 200V198L110 197V192H111V190H109V188H106L105 190H104ZM108 189V190H107ZM103 190L105 191V192H103ZM103 192V193H102ZM70 193V192H69ZM71 196V197H70ZM75 196H76V199H75ZM102 197V196H104L103 198H97V197ZM106 196V197H105ZM41 199V200H40ZM99 199H100V201H99ZM110 199V198H109ZM50 200H52V201H50ZM68 200V201H67ZM72 200V201H71ZM76 200V201H75ZM98 200V201H97ZM91 201V202H90ZM93 201V202H92ZM96 201H97V203H96ZM53 203V205H52V203ZM61 202H63L64 203V205H62L61 204ZM68 202H69V204H68ZM95 202V203H94ZM45 205H44V204ZM48 203V204H47ZM49 203H51V204H49ZM59 205H58V204ZM79 204V206H77V204ZM93 204V205H91V204ZM82 204V205H81ZM87 204H90L89 206L87 205ZM96 204V205H95ZM49 205V206H48ZM71 207H70V206ZM83 205H85V206H83ZM63 206V207H62ZM88 206V207H87ZM52 207V208H51ZM60 207H62V208H60ZM70 207V208H69ZM82 207H84L83 209H82ZM93 207H95V209L97 210L96 212H95V209L93 208ZM35 208V209H34ZM55 208V209H54ZM63 208H65V209H63ZM90 208V209H89ZM91 208H93V209H91ZM98 208V209H97ZM101 208H103V210L101 209ZM20 209V210H19ZM38 211H37V210ZM54 209V210H53ZM82 209V210H81ZM108 209V210H107ZM19 210V211H18ZM84 210V211H83ZM86 210H88V211H86ZM99 210H100V212H99ZM81 211V212H80ZM86 211V212H85ZM261 211H263V209H261ZM35 212L36 213H38V214H35ZM92 212V213H91ZM95 212V213H94ZM102 212V213H101ZM98 215H97V214ZM94 214V215H93ZM153 214H156V211H155V213H153ZM18 215V216H17ZM38 215V216H37ZM80 215V216H79ZM84 215V216H83ZM17 216V217H16ZM112 216V217H111ZM14 217H15V221H13L14 220ZM21 217H22V219H21ZM24 217H26V218H24ZM39 217V218H38ZM76 217V218H75ZM254 216H252V218H251V221H253V224H254V226H253V229L254 230H256V233L258 232V230L256 229V225L258 224V218H253ZM218 218H220V216H218L217 217V219ZM29 219V218H28ZM74 219V220H73ZM113 219V220H112ZM116 219V220H115ZM157 218H154V220H156ZM38 220V221H37ZM55 220V221H54ZM37 221V222H36ZM40 221V222H39ZM44 221V222H43ZM115 221V222H114ZM9 222V223H8ZM28 222V223H27ZM36 222V223H35ZM41 222H43L42 224H41ZM13 223V224H12ZM38 223V224H37ZM53 223V224H52ZM115 223V224H114ZM4 224V225H3ZM100 224V225H99ZM114 224V225H113ZM3 225V226H2ZM10 227H9V226ZM30 225V226H29ZM42 225V226H41ZM126 225V226H125ZM32 226V227H31ZM35 228H34V227ZM54 226V227H53ZM65 226V227H64ZM122 228H121V227ZM9 227V228H8ZM38 227L41 229H38ZM46 227V228H45ZM4 230H3V229ZM45 228V229H44ZM48 228V229H47ZM60 228V229H59ZM99 229L100 230V232L98 231V230H96V232H95V230L94 229ZM44 229V230H43ZM6 230V231H5ZM47 230H48V232H47ZM42 231V232H41ZM44 231V232H43ZM93 231L95 232V233H93ZM122 231V232H121ZM123 231H124V233H123ZM8 232V233H7ZM40 234H39V233ZM111 232H113V234L115 235H113ZM167 232V233H168ZM211 232V230H209L208 231V233H210ZM7 233V234H6ZM43 233V234H42ZM90 233V234H89ZM92 233V234H91ZM116 233H118V234H116ZM121 233V236L119 235ZM123 233V234H122ZM164 233V234H163ZM63 234V235H62ZM88 234L90 235V236H88ZM94 234H98L97 236L96 235H94ZM144 234H145V236H144ZM171 234V233H170ZM8 235V236H7ZM50 235H55V236H57V238L56 239H53V240H51V241H48V242H46L47 240V237L48 236H50ZM69 235V236H68ZM94 235V236H93ZM103 235V236H102ZM124 235V236H123ZM2 236V237H1ZM5 236V237H4ZM88 236V237H87ZM108 236V237H107ZM114 236V237H113ZM119 236H120V238H119ZM122 236L125 238V239H127L128 241L127 242H124L123 241V243H125L124 245H123V243H122V245L120 246V247H118V249H120V250H118L117 249V247L114 249V248H112V249H107V247L105 246L108 242H110L111 241V243H115L116 241L118 242V241H121L123 238H122ZM66 237H68V240H66L67 238ZM107 237V239H105ZM113 237V238H112ZM116 237H118V238H116ZM144 237V238H143ZM146 237H148V238H146ZM192 237H194L195 238V236L193 235V232H192ZM141 238V239H140ZM153 238V239H152ZM105 239V240H104ZM112 239V240H111ZM118 239V240H117ZM43 240V241H42ZM61 240V241H60ZM113 240H116L115 242H112ZM141 240V241H140ZM143 240V241H142ZM106 241H107V243H106ZM146 241V242H145ZM152 241V242H151ZM194 241H195V239H194ZM100 242V243H99ZM141 242V243H140ZM144 242H145V244H144ZM45 243V244H44ZM103 245H102V244ZM131 243V245H129ZM171 243H170V245H171ZM39 244H40V246H39ZM50 244V245H49ZM105 244V245H104ZM142 244L143 245H145L144 247L142 246ZM148 244V246H146ZM101 245V246H100ZM46 246V247H45ZM48 246V247H47ZM52 246V247H51ZM53 246H55V247H53ZM125 246V247H124ZM132 246V247H131ZM134 246V247H133ZM172 246V245H171ZM30 247V248H29ZM60 249H59V248ZM101 247V248H100ZM106 247V248H105ZM122 247H123V249H122ZM26 250H25V249ZM39 248V249H38ZM104 248V249H103ZM168 248H170V247H168ZM171 248H173V247H171ZM4 249V250H3ZM43 249V250H42ZM48 249V250H47ZM52 249V250H51ZM55 249V250H54ZM107 249V250H106ZM114 249V251H112L111 252V250H113ZM149 249V250H148ZM30 250H32V251H30ZM46 250V251H45ZM148 250V251H147ZM10 251L12 252V253H10ZM54 252L55 254H53L52 252ZM57 251H58V253H57ZM103 251H106V252H104L103 253ZM108 251H110V252H108ZM116 251H118V252H116ZM4 252H6L5 254H4ZM134 252L135 253H138V254H136V255H134ZM148 252V253H147ZM150 252V253H149ZM8 253V254H7ZM40 253V254H39ZM44 253H46V254H44ZM108 253V254H107ZM110 253V254H109ZM111 253L112 254H114V255H111ZM117 253V254H116ZM129 253V254H128ZM9 255V256H7V255ZM44 254V255H43ZM52 254V255H51ZM59 254H60V256H59ZM128 254V255H127ZM106 255V256H105ZM117 255V256H116ZM119 255V256H118ZM131 256V257H128V256ZM56 256V257H55ZM104 257L105 256V258H106V261H102L101 260V258L102 257ZM113 256V257H112ZM115 256V257H114ZM126 256L128 257V258H126ZM133 256V257H132ZM135 256H139L137 259H136V257ZM9 257V258H8ZM54 257V258H53ZM60 257V258H59ZM123 260H122V259ZM43 259V260H42ZM50 259V260H49ZM120 259V260H119ZM134 259V260H133ZM42 260V261H41ZM60 262H59V261ZM117 260H119V261H117ZM129 260V261H128ZM140 260V261H139ZM151 262V263H149V261ZM128 263H127V262ZM154 261V262H153ZM38 262V263H37ZM137 264V263H136ZM186 264H190L189 262H187Z\"/></svg>", "mask_w": 264, "mask_h": 264}]
</instances>
